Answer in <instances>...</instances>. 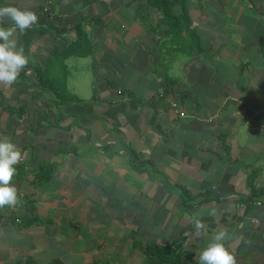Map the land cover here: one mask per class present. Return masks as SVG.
I'll list each match as a JSON object with an SVG mask.
<instances>
[{
	"label": "crops",
	"instance_id": "0c3cea01",
	"mask_svg": "<svg viewBox=\"0 0 264 264\" xmlns=\"http://www.w3.org/2000/svg\"><path fill=\"white\" fill-rule=\"evenodd\" d=\"M44 2L0 3L38 17L0 86V138L22 153L0 264H198L218 227L237 264H264V0H188L189 53L146 0H49L59 37ZM80 19L91 52L62 60Z\"/></svg>",
	"mask_w": 264,
	"mask_h": 264
},
{
	"label": "clouds",
	"instance_id": "9594fccd",
	"mask_svg": "<svg viewBox=\"0 0 264 264\" xmlns=\"http://www.w3.org/2000/svg\"><path fill=\"white\" fill-rule=\"evenodd\" d=\"M11 21L12 26L4 27L3 21ZM38 21L35 12L14 6L0 7V86L11 87L17 81L20 72L26 68L29 58L22 47H17L15 33H24ZM19 147L8 138H0V208L14 207L19 203L17 189L12 184L16 175V165L21 161ZM209 215L215 217L213 209ZM197 232L205 228L199 214L192 216ZM231 239L226 229L218 227L208 244L200 251L198 264H237L236 258L225 245Z\"/></svg>",
	"mask_w": 264,
	"mask_h": 264
},
{
	"label": "trees",
	"instance_id": "16d2710c",
	"mask_svg": "<svg viewBox=\"0 0 264 264\" xmlns=\"http://www.w3.org/2000/svg\"><path fill=\"white\" fill-rule=\"evenodd\" d=\"M2 0H0L1 3ZM46 2L49 0H45ZM88 2H93L97 0H87ZM45 2V3H46ZM51 6V4L49 3ZM146 6V14L149 15L148 10L150 8H156L160 11V18L158 22L164 24V29L162 32V37L166 40H169L171 45H175L177 51H183L184 53H189L193 48H198L199 41L195 31L190 27L191 25V14L188 8V0H146L144 4ZM175 5L179 6V10L175 11L173 8ZM53 9V8H52ZM61 21V17L55 14L54 19L51 22L45 21V25L54 30V33L57 37L60 36V32L63 30L54 26V21ZM84 20L80 19L74 22L73 28L77 32L76 39L70 43L65 44L60 50V57L63 60L64 58L75 55V56H86L91 52L92 42L89 40L85 29H84ZM151 28L154 29V24H151ZM62 30V31H61ZM31 28L27 29L25 35V51H27L28 43L31 40ZM36 75L40 80H43V73L39 70H36ZM24 71L20 72V75H23ZM63 80V79H62ZM57 84H64V81L56 82ZM65 95L62 96L61 102L73 100L76 101L78 98L75 95ZM67 98V99H66ZM204 200V199H203ZM164 250V249H161Z\"/></svg>",
	"mask_w": 264,
	"mask_h": 264
},
{
	"label": "built area",
	"instance_id": "2783aa9c",
	"mask_svg": "<svg viewBox=\"0 0 264 264\" xmlns=\"http://www.w3.org/2000/svg\"><path fill=\"white\" fill-rule=\"evenodd\" d=\"M45 2L43 4V14H44V17L46 18V20L51 21L54 19L55 12L52 9V6L49 5V2L48 1L46 3ZM173 105H175V103H173Z\"/></svg>",
	"mask_w": 264,
	"mask_h": 264
}]
</instances>
